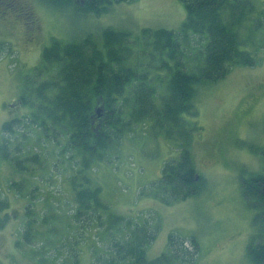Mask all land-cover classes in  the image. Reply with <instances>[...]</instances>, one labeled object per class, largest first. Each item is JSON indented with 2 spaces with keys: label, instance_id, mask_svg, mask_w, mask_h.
<instances>
[{
  "label": "rangeland",
  "instance_id": "374dc122",
  "mask_svg": "<svg viewBox=\"0 0 264 264\" xmlns=\"http://www.w3.org/2000/svg\"><path fill=\"white\" fill-rule=\"evenodd\" d=\"M19 1L33 12L39 27L32 31L25 16L0 3V146L3 125L29 112L18 101L23 79L39 65L44 48L53 39L74 43L92 35L100 41L102 33L113 28L129 31L137 40L144 28L180 30L187 17L181 0L122 3L100 16L57 8L43 0ZM252 1L257 11L251 25L256 18H264V0ZM254 36L260 47L251 51L260 63L235 67L225 79L199 86L193 99L198 115L184 114L200 128L191 146L196 169L205 179L200 194L173 205L140 195L161 178L164 164L177 159L180 152L151 120L135 125L106 152L104 160H95L79 174L91 178L92 187L101 188V197L113 214L137 222H160L161 229L147 249L149 260L166 252L169 235L176 233L197 238V264H254L248 248L252 241H262L261 226L254 222L261 210L248 206L242 177L264 173V26ZM147 61L149 57L135 50L128 64L141 69ZM158 91L165 93V89ZM29 131L25 140L18 138L10 144L11 156L40 155L38 162L29 163L28 171L0 154V200L8 201L5 211L10 215L8 224L0 229V264H39L44 257L48 264L71 263L75 253L79 264H104L111 243L108 222L101 228L93 224L82 230L72 216L76 204L71 181L78 175L82 156L71 158L64 152L67 139L63 135L50 133L47 137L38 128ZM16 183L22 184L19 192ZM28 207L31 217L39 219L35 229L41 234L31 244H19ZM42 215L48 217L49 225L41 223ZM98 255L101 261L96 260Z\"/></svg>",
  "mask_w": 264,
  "mask_h": 264
},
{
  "label": "trees",
  "instance_id": "16d2710c",
  "mask_svg": "<svg viewBox=\"0 0 264 264\" xmlns=\"http://www.w3.org/2000/svg\"><path fill=\"white\" fill-rule=\"evenodd\" d=\"M43 1L57 8L71 7L100 16L115 5L140 0ZM181 1L187 17L177 31L144 28L135 40L129 31L107 28L100 41L92 35L74 43L53 39L44 48L39 65L23 79L18 101L29 112L2 128L0 154L4 160H14L21 170L28 171L29 163L38 162L40 155L24 159L21 155L11 156L10 144L29 137L30 128L43 130L47 137H51L50 133L54 137L63 135L67 139L64 152L71 158H75L74 154L82 156L78 175L71 181L76 204L72 216L82 230L93 224L101 228L108 222L111 243L104 264H197L200 245L194 236L172 233L167 251L149 260L147 249L161 229L160 222H137L113 214L101 197V188L92 187L91 178L79 174L95 160H104L106 152L135 125L151 120L158 133L175 143L180 152L177 159L164 164L161 178L140 195L173 205L200 194L205 179L197 171L191 151L194 133L200 128L196 122L189 123L184 114L198 115L193 99L199 86L225 79L235 67L260 63L252 52L260 47L253 32L264 26V18H256L251 25L257 11L252 0ZM135 50L149 57L145 68L143 64L141 69L129 66ZM161 89H165L164 94L158 91ZM17 187L21 191L22 184L16 183ZM242 188L248 206L261 210L254 222L261 226L262 241L250 243L249 257L254 264H264V173L242 177ZM8 206V201L0 200V229L10 220L5 211ZM27 213L19 244H31L41 234L40 229H35L39 219L31 217L29 207ZM48 217L42 215L41 223L49 225ZM114 229L120 230L116 233ZM77 256L75 253L71 263L61 264H79ZM97 259L101 261L102 257L98 255ZM40 260L39 264H48L46 257Z\"/></svg>",
  "mask_w": 264,
  "mask_h": 264
},
{
  "label": "flooded vegetation",
  "instance_id": "af4514ba",
  "mask_svg": "<svg viewBox=\"0 0 264 264\" xmlns=\"http://www.w3.org/2000/svg\"><path fill=\"white\" fill-rule=\"evenodd\" d=\"M0 3H4L6 6H12L15 10L20 14L25 16L28 19V23L30 24V28L32 31L37 30L39 26H37V20L35 19L33 12H30L29 8L23 6L19 0H0Z\"/></svg>",
  "mask_w": 264,
  "mask_h": 264
},
{
  "label": "bare ground",
  "instance_id": "6f19581e",
  "mask_svg": "<svg viewBox=\"0 0 264 264\" xmlns=\"http://www.w3.org/2000/svg\"><path fill=\"white\" fill-rule=\"evenodd\" d=\"M36 76V75H35ZM35 79V78H34ZM194 114V113H193ZM118 142V141H117ZM263 196V195H262ZM264 198V197H263ZM247 200V199H246ZM249 201V200H248ZM253 201V200H252ZM251 202V201H250ZM256 208V207H255ZM91 214V213H90ZM94 214V213H93ZM118 255V254H117ZM115 258V257H114ZM121 259V258H120ZM116 261V260H115ZM121 262V261H120ZM108 263V262H107ZM111 263V262H109Z\"/></svg>",
  "mask_w": 264,
  "mask_h": 264
},
{
  "label": "water",
  "instance_id": "95a60500",
  "mask_svg": "<svg viewBox=\"0 0 264 264\" xmlns=\"http://www.w3.org/2000/svg\"><path fill=\"white\" fill-rule=\"evenodd\" d=\"M98 113H100V110L98 109Z\"/></svg>",
  "mask_w": 264,
  "mask_h": 264
}]
</instances>
